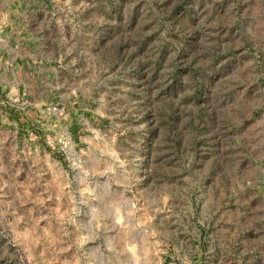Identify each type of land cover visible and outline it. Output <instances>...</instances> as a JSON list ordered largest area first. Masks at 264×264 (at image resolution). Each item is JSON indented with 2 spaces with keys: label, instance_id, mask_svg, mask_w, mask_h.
<instances>
[{
  "label": "rangeland",
  "instance_id": "374dc122",
  "mask_svg": "<svg viewBox=\"0 0 264 264\" xmlns=\"http://www.w3.org/2000/svg\"><path fill=\"white\" fill-rule=\"evenodd\" d=\"M0 264H264V0H0Z\"/></svg>",
  "mask_w": 264,
  "mask_h": 264
}]
</instances>
